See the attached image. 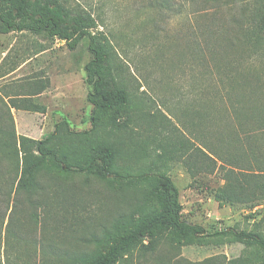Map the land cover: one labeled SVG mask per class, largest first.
<instances>
[{
  "label": "rangeland",
  "instance_id": "1",
  "mask_svg": "<svg viewBox=\"0 0 264 264\" xmlns=\"http://www.w3.org/2000/svg\"><path fill=\"white\" fill-rule=\"evenodd\" d=\"M173 1L175 11L167 12L153 7L151 0H68L70 6H84L98 18V30L112 45L113 70L128 92V101L106 112L95 128L85 82V65L93 57L87 37L71 49L66 41L46 34H0V60L6 54L0 62V128L14 126L17 136L43 139L66 116L71 130L85 134L61 135L52 143L55 148L78 160L101 143L113 144L117 169L133 174L129 179L104 180L96 174L55 168L43 171L38 178L41 189L32 197L34 206L26 193L18 195L14 218L19 216L23 225L12 229L22 242L18 245L11 237L7 252L3 246L4 264L8 256H18L19 263L20 258L31 257L35 264L44 258L81 263L92 257L113 240L117 229L160 209L149 185L131 182L147 171L171 176L180 192L183 218L201 225L203 234L230 228L264 234V200L235 203L221 199L222 170L210 171L206 160L201 163L189 157L196 144L206 146L213 141L216 126L197 117V111L204 108L201 104L206 103L201 91L208 78L202 75L204 63L211 59L202 27L198 28L189 12L177 13L182 0ZM46 83L42 92L48 90L42 96L18 97ZM11 94L19 99L11 100ZM36 104L46 105L47 111H35ZM179 140L188 145L186 156L179 155ZM5 229L6 224L4 237ZM213 238L205 236L204 244L184 246L183 255L193 261L221 255L223 264L241 257L256 264L262 260L258 246H246L231 237L215 244ZM161 248L163 253L150 262L133 264H176L167 254L181 249L168 241Z\"/></svg>",
  "mask_w": 264,
  "mask_h": 264
},
{
  "label": "trees",
  "instance_id": "2",
  "mask_svg": "<svg viewBox=\"0 0 264 264\" xmlns=\"http://www.w3.org/2000/svg\"><path fill=\"white\" fill-rule=\"evenodd\" d=\"M151 2L161 11H175L173 0ZM178 10L177 13L187 11L192 14L198 28L202 27V32L206 34L204 39L211 63H204L202 75L208 78L205 82L200 81L206 86L200 85L201 91L205 92L202 93L205 95L202 100L206 103L201 104L204 108L197 111V117L199 121L209 120L216 126L212 131L213 141L211 144L204 142L206 146L196 144L189 151L187 143L179 140V155L186 156L189 151L190 158L201 160V163L206 160L210 171H215L217 167L222 170L225 182L218 190L221 199L235 203L263 201L264 0H182ZM98 27V18L94 13L81 5L70 6L68 0H0V34L12 31L46 34L48 38L66 41L71 49L83 38L89 39L88 49L93 57L85 65V82L89 86L87 100L93 106V128L100 124L106 112L128 101V92L113 70L112 45ZM46 87L47 83L39 90L37 88L18 97L32 98ZM9 97L13 101L19 99L14 98L16 95ZM12 106L16 107V104L12 103ZM32 109L46 112L47 106L36 104ZM8 114L12 115L10 111ZM68 133L85 134L71 130L66 116L57 121L55 129L43 139L17 136L14 126L10 130L0 128V264H4L1 249L4 246V251H8L10 238L15 237L18 245L22 242L12 229L13 225L18 228L23 225L19 224V216L14 218L18 195L26 193L28 202L34 206L32 197L41 189L38 178L43 171L55 168L65 172L96 174L104 180L132 177L133 174L117 169V151L113 144L101 143L92 151H86L78 160L61 148H55L53 141ZM136 178L131 182L140 181L149 185L160 204L159 210L144 214L131 226H119L111 242H106L102 250L81 263H66L64 258L57 257L55 260L44 258L41 264L150 262L163 253V241L181 249L176 253L170 250L167 254L176 264H223L221 255L209 256L201 261H193L183 255L184 246L204 244L205 236L214 237L212 241L215 244L221 243L224 237H231V241L258 246L263 252L259 264H264V234L235 228L203 234L201 225L183 218L180 192L170 175L147 171ZM10 208L7 218L6 212ZM17 257L8 256L5 264H35L31 257L20 258L21 263L17 262ZM229 261L230 264H256L242 257Z\"/></svg>",
  "mask_w": 264,
  "mask_h": 264
},
{
  "label": "crops",
  "instance_id": "3",
  "mask_svg": "<svg viewBox=\"0 0 264 264\" xmlns=\"http://www.w3.org/2000/svg\"><path fill=\"white\" fill-rule=\"evenodd\" d=\"M4 55L6 56L5 53H4ZM5 56H4V58H5ZM4 58H2V60H3ZM2 60H0V62H3ZM23 65H25V64H23ZM21 67H23V66H21ZM18 69H19V68H18ZM46 90H48V89H46ZM46 90H45L44 92H42V93H40V94L34 96V98L42 96L44 93H46ZM48 92H51V91H48ZM10 96H13V95L11 94ZM46 116H47V114H46Z\"/></svg>",
  "mask_w": 264,
  "mask_h": 264
}]
</instances>
